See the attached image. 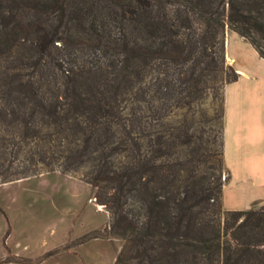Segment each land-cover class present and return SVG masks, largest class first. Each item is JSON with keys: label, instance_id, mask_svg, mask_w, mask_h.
<instances>
[{"label": "trees", "instance_id": "1", "mask_svg": "<svg viewBox=\"0 0 264 264\" xmlns=\"http://www.w3.org/2000/svg\"><path fill=\"white\" fill-rule=\"evenodd\" d=\"M228 30L264 58V0H0V186H95L115 264H264V207H224Z\"/></svg>", "mask_w": 264, "mask_h": 264}, {"label": "rangeland", "instance_id": "2", "mask_svg": "<svg viewBox=\"0 0 264 264\" xmlns=\"http://www.w3.org/2000/svg\"><path fill=\"white\" fill-rule=\"evenodd\" d=\"M219 108L220 102L207 89L173 119L179 121L185 115L214 120ZM255 163L261 180L262 162L259 159ZM229 166L234 180L224 189L227 208L244 205L256 197L264 199L262 180L258 189H234V183L240 180V163L229 160ZM238 192L245 200L237 198ZM95 194V186L60 171L1 185L0 264H115L124 240L102 237L110 217L96 203Z\"/></svg>", "mask_w": 264, "mask_h": 264}, {"label": "crops", "instance_id": "3", "mask_svg": "<svg viewBox=\"0 0 264 264\" xmlns=\"http://www.w3.org/2000/svg\"><path fill=\"white\" fill-rule=\"evenodd\" d=\"M226 55L239 76L225 88L224 158L230 175L226 185L234 180L229 160H236L240 163L241 174L234 189L240 191L239 186H246L247 190L258 189L261 180L264 183V58L251 42L233 30L227 32ZM255 148L260 155L256 154ZM259 159L262 162L261 180L257 178L259 173L255 163ZM236 196L245 200L241 192ZM224 206L227 210H260L264 207V199L256 197L244 205L227 208L224 190Z\"/></svg>", "mask_w": 264, "mask_h": 264}]
</instances>
